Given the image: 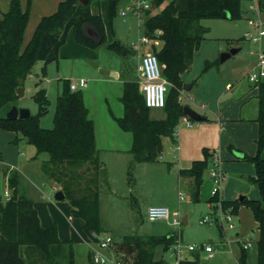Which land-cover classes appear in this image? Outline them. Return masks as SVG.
Segmentation results:
<instances>
[{
    "label": "rangeland",
    "instance_id": "obj_1",
    "mask_svg": "<svg viewBox=\"0 0 264 264\" xmlns=\"http://www.w3.org/2000/svg\"><path fill=\"white\" fill-rule=\"evenodd\" d=\"M61 1L63 0H33L29 3L28 0H21L24 11L29 13L22 47L33 38L41 18L54 14ZM9 5L10 0H0V18L7 13ZM109 7L110 0H94L90 5L92 13L103 19L107 35L105 45L96 48L83 46L76 42L71 32L59 51L58 61L47 65L44 71V63L38 62L24 83V95L16 104L2 108L0 118H5L13 106L36 115L39 107L33 100V95L36 92L35 84L42 82L50 106L48 113L41 118L40 125L45 130H52L57 98L64 90L65 83H79L81 79L86 81V85L78 91L82 92L89 117L94 122L97 148L105 169L100 184V219L103 228L101 237L113 239L110 248L102 249L100 242L88 235L83 218L73 213L68 199H55L58 190L54 188L58 186L42 169L43 163L49 159L48 155L37 156L36 148L28 144L21 134L0 129V196L3 202L11 198L6 176L17 174L19 193L34 202L41 226L45 229L55 227L61 241L73 243L75 264H93L90 256L92 258L96 251L106 256L109 261L133 264L136 253L133 248L123 246L125 237L162 236L178 234L179 231L182 250L189 245L213 247L215 258L212 260H208L207 254L199 250L181 255L183 260H195L199 256L201 264H240L243 239L256 232L257 244L248 251V262L256 264L260 229L248 206H241L238 214H234V230L226 229L222 233L216 224H200L203 218L212 215V208L214 210L216 205L210 203L214 188V181L210 176L213 165L210 164L204 172L198 200L192 197L195 189L193 179L185 177V182L181 183V167H172L181 156L183 164H192L193 160L203 159L204 149L219 156L221 152V168L227 180L222 185L218 198L230 202L241 197L249 200L260 199L258 187L249 180L256 177L254 164L235 159L231 151L224 155L218 149L219 145L206 147L198 140L196 146L194 141L197 139L194 137L186 138V146L180 141L173 144L171 140L165 139L162 158L155 163H135L130 153L133 135L125 132L118 122L125 115L121 100L124 92L123 79L116 78L113 74L124 70L127 80L140 81V56L152 48L151 45L141 46L139 52L131 49L133 44L139 43L145 31L144 27L139 26L136 17L129 15L124 18L120 15L121 10L128 8L126 0L117 4L116 15L112 19ZM241 10L242 16L239 19L218 18L202 21V25L210 32L196 52L192 67L182 76L185 84L195 85L190 91H182L181 104L189 106L209 121L203 124L192 122L191 127L187 124L186 126L195 129L194 135L198 125H206L200 135L207 137L208 143L217 144L220 140L219 132L212 123L220 121L221 110L226 109L227 112L233 106L239 110L242 106L243 115L248 117H255L258 111V90L255 85H250L248 74L258 71V54L260 50L264 51V37L258 43H253L252 38L247 36L258 37V31L264 29V25L259 30L253 25L258 22L264 24V7L262 4L255 5L252 0H244ZM116 40L129 49L131 54L127 58L109 49V44ZM233 48H241V51L222 64L221 55ZM151 117L161 119L165 117V112L163 109L151 110ZM186 119L183 123H186ZM183 123L179 122L176 135L181 132ZM195 147L198 156L190 159L188 151H194ZM262 157L264 159V151ZM151 206H165L172 215L179 213L182 222L187 216L188 223L175 230L171 225L173 216L169 221L151 222L148 219V209ZM20 252L27 264H42L35 254L26 255L24 248ZM172 254L171 250L159 248L156 250L155 259L164 264H178L179 260Z\"/></svg>",
    "mask_w": 264,
    "mask_h": 264
},
{
    "label": "trees",
    "instance_id": "obj_2",
    "mask_svg": "<svg viewBox=\"0 0 264 264\" xmlns=\"http://www.w3.org/2000/svg\"><path fill=\"white\" fill-rule=\"evenodd\" d=\"M33 0H28L31 3ZM92 1V0H91ZM121 0H110L111 19L116 15L117 4ZM244 0H151V9L144 20L145 34L158 41L153 52L163 66V75L170 83L165 118L151 117V109L146 106L138 80H125L122 102L125 115L119 119L120 127L133 135L130 153L136 164L155 163L164 153V140L175 142V130L180 119L186 117L180 97L185 82L182 76L190 70L195 54L209 34L202 25L206 19H222L229 12L233 19L242 16L241 3ZM79 4L78 0H63L57 11L43 17L36 27L33 38L22 50L24 32L29 13L24 11L21 0H10L9 10L0 18V110L13 105L20 99L18 90L32 74L38 62L46 66L59 59V51L73 32L77 43L96 48L105 45L107 35L103 19L94 15L90 8ZM86 26L94 29L100 41L88 38ZM109 49L127 58L130 51L119 40L109 44ZM195 83L193 84V86ZM258 90L259 102L256 122L259 125L257 154L245 155L243 160L254 164L256 177L250 178L260 192V200L221 201L218 196L210 203L221 205L224 210L231 209L238 214L241 206H248L259 225L258 261L264 264V81L254 86ZM33 100L39 111L29 119L10 121L0 118V129L21 134L28 144L37 150V156L47 154L49 159L42 169L65 195L73 207V213L83 218L85 230L95 241L103 238L100 219V184L105 172L97 148L95 126L89 117L81 91L72 92L70 84L57 98L54 128H41V118L48 113L50 102L42 82L35 84ZM190 122H195L187 117ZM213 153L204 149V159L193 163L181 175L191 177L195 189L194 200L199 199L203 175L210 165ZM1 158V155H0ZM11 198L3 202L0 196V264H27L21 255L35 254L42 264H75L74 245L61 241L55 227L45 229L34 207V202L19 193L18 175L6 176ZM219 228V227H218ZM175 233L162 236H127L123 246L133 248L136 258L133 264H164L155 259L156 250L169 251L176 243ZM37 254V255H36ZM199 255V254H197ZM90 256V261L91 260ZM182 264H201L199 256ZM240 264L248 262V251L243 250Z\"/></svg>",
    "mask_w": 264,
    "mask_h": 264
},
{
    "label": "built area",
    "instance_id": "obj_3",
    "mask_svg": "<svg viewBox=\"0 0 264 264\" xmlns=\"http://www.w3.org/2000/svg\"><path fill=\"white\" fill-rule=\"evenodd\" d=\"M128 3L127 10H121L120 15L124 18L129 15L136 17L139 21V26L144 27L145 15L148 10L151 9V0H126ZM255 5H260L263 3V0H252ZM254 28L256 30L261 29L263 27V22L254 23ZM145 29V27H144ZM258 37L248 35L247 38H252L253 43H258V41L264 37V29L258 31ZM151 45L152 50L147 51L146 53L141 54V64L138 68L139 75L141 76L140 82V91L145 98L146 106L151 110H161L164 109L167 102V95L170 89V83L163 75V66L160 64L158 57L153 52V46L158 45V41L156 39L151 38L146 35L145 32L139 41L138 44H133L131 49L133 51L139 52L141 50V46ZM257 72H250L248 74V81L257 85L261 81H264V51L260 50L258 54V64H257ZM86 85V81L81 79L79 83H70L71 91H78L82 89ZM180 101L181 97H180ZM187 125L191 127L192 122H187ZM210 176L214 181V188L212 190L213 197L218 196L220 194V190L222 185L226 182V176L224 175L221 168V159L217 155L213 158V167L210 168ZM8 195V193L6 194ZM174 217L171 225L175 228V230H179L182 226L183 222L180 219V214L175 212L173 215L169 208L167 207H150L148 209V219L151 222H157L159 220L169 221L171 217ZM201 225L205 224H216L223 232L226 229L234 230V213L231 209L224 210L222 206L219 204L217 208H214L211 216H206L200 221ZM176 243L170 249L172 251V255L179 260L178 264H182L183 261H188V258H181V255L184 252H196L197 250L202 251L207 254V259L212 260L215 258V252L211 245H203L201 247L189 245L182 250V237L181 231L177 234ZM113 242L111 237H107L100 241V247L102 249L108 250ZM257 244V234L256 232L250 233L247 236V239L242 243V248L245 251H250L253 246ZM93 264H118L115 261H109L106 256H103L99 252H94L92 256Z\"/></svg>",
    "mask_w": 264,
    "mask_h": 264
},
{
    "label": "crops",
    "instance_id": "obj_4",
    "mask_svg": "<svg viewBox=\"0 0 264 264\" xmlns=\"http://www.w3.org/2000/svg\"><path fill=\"white\" fill-rule=\"evenodd\" d=\"M93 1L94 0H92L91 3ZM22 46H23V44H22ZM24 48L25 47H22V50ZM113 75L114 76L116 75L115 76L116 78H119L121 80L123 79L122 80L123 83L125 80H127V74H126V71H124V70H122L118 74H113ZM250 85L254 86L251 83H250ZM42 88H43V86H42ZM258 105H259V102H258ZM231 108L227 112H226V109L221 110L222 114L220 116L219 122H213V123L211 122L213 124V127L216 128L217 131L219 132L218 138H220V140L218 141L217 144H213L212 142L208 143L207 137H202L200 135V133H202V131L205 130L204 126H206V125H198L199 127L196 128L197 133H194V135H193V131H195V129L192 130V129L187 128L188 125L186 126V124L190 120L188 118L186 119V117H183L180 119V123L181 122L183 123L184 119H186V123H183L184 125H182L183 127L181 129V132L177 135L175 134V142H173V144H177L178 141H180V143H182V144L185 143V146H186L187 139L194 137L197 139L194 141V145H196V146L200 141V142L204 143V145L206 147H213V146L217 147L219 145L218 149L220 151H223L224 155H226V153L229 154V152L231 151V153L233 154V157L235 159L243 160L245 155L254 157L257 154V149H258L256 146L258 135H259V125L256 122V119L258 116V111H257V114L255 117L254 116L248 117V116L243 115L244 112H243L242 106L239 110H237V108L235 106H233L232 110H231ZM164 118L165 117H163L161 119H164ZM161 119H158V120H161ZM207 122H209V121L207 120L205 122H198V124H203V123H207ZM201 137H202V139H201ZM215 147L213 150L216 149ZM209 149L211 150V148H209ZM188 152H189L190 159H196L194 157L198 156L196 147L194 148V151L189 150ZM220 154H221L220 156L222 157L221 152H220ZM215 156H217V155L214 154L211 161H210V164H212V165H213V158ZM218 156H219V154H218ZM221 157H220V159H221ZM159 158H162V156H160ZM203 159H204V157H203ZM203 159H200V160H203ZM200 160L199 159L193 160V163L196 161H200ZM188 163L186 162L183 164V159L181 156L180 158H178L176 164H174L172 166V167H181L179 170V178H180L181 183L185 182L184 181L185 176L181 175V171H188L191 169V167H192L191 165H193V163L192 164H188ZM58 188L59 187H55L54 189L55 190L57 189L59 191ZM258 200H260V199H258ZM151 207H154V206H151ZM157 207H165V206H157ZM212 211H213V208H212ZM236 235L239 236V233H236ZM247 236H246V238L243 239V241H245L247 239ZM188 261H193V260H188Z\"/></svg>",
    "mask_w": 264,
    "mask_h": 264
},
{
    "label": "water",
    "instance_id": "obj_5",
    "mask_svg": "<svg viewBox=\"0 0 264 264\" xmlns=\"http://www.w3.org/2000/svg\"><path fill=\"white\" fill-rule=\"evenodd\" d=\"M79 4L82 6H87L90 4L91 0H78ZM262 6L264 7V2L262 3ZM222 19H227V20H232V16L230 15L229 12H224L222 15ZM84 32L86 34V36L96 42L100 41V37L98 35V33L92 29L89 26H86L84 28ZM241 51V48H233L231 49L229 52L224 53L221 55L220 58V62L223 64L226 61H228L232 56L237 55L239 52ZM116 76V75H115ZM193 88V84H185L183 90L185 91H190ZM24 95V88L21 87L18 90V96L22 97ZM183 113L186 117H189L190 119H192L195 122H205L208 119L204 116H202L201 114L197 113L196 111H194L192 108H190L189 106H184L183 107ZM31 117V113L29 110L26 109H19L16 106H13L11 108V110L7 113L6 118L10 121H15L17 119H29ZM55 199L57 201H63L66 199V195L59 190L56 195H55ZM243 197L240 198V200H242ZM188 223V217L185 216L183 218V224H187Z\"/></svg>",
    "mask_w": 264,
    "mask_h": 264
}]
</instances>
